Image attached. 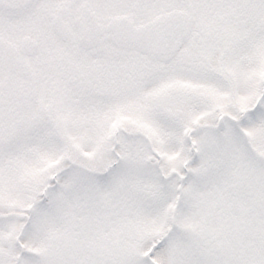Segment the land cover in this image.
<instances>
[{
    "label": "snow or ice",
    "instance_id": "6c2138e0",
    "mask_svg": "<svg viewBox=\"0 0 264 264\" xmlns=\"http://www.w3.org/2000/svg\"><path fill=\"white\" fill-rule=\"evenodd\" d=\"M0 264H264V0H0Z\"/></svg>",
    "mask_w": 264,
    "mask_h": 264
}]
</instances>
